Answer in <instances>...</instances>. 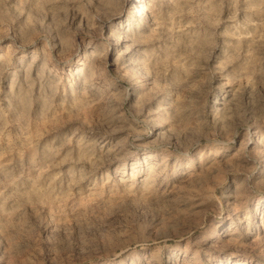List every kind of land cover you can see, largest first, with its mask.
Here are the masks:
<instances>
[{"label":"clouds","instance_id":"1","mask_svg":"<svg viewBox=\"0 0 264 264\" xmlns=\"http://www.w3.org/2000/svg\"><path fill=\"white\" fill-rule=\"evenodd\" d=\"M0 264H264V0H0Z\"/></svg>","mask_w":264,"mask_h":264}]
</instances>
